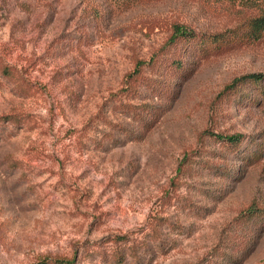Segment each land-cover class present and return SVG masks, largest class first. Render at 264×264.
<instances>
[{
  "label": "rangeland",
  "instance_id": "374dc122",
  "mask_svg": "<svg viewBox=\"0 0 264 264\" xmlns=\"http://www.w3.org/2000/svg\"><path fill=\"white\" fill-rule=\"evenodd\" d=\"M260 17L259 1L0 0L18 77L0 76V117L20 119L0 120V264H118L121 236V264H264V220L240 216L264 210V101L225 90L264 73V29L245 35ZM176 25L244 33L177 76ZM212 134L244 137L234 153Z\"/></svg>",
  "mask_w": 264,
  "mask_h": 264
},
{
  "label": "trees",
  "instance_id": "16d2710c",
  "mask_svg": "<svg viewBox=\"0 0 264 264\" xmlns=\"http://www.w3.org/2000/svg\"><path fill=\"white\" fill-rule=\"evenodd\" d=\"M225 1V0H220ZM230 1H245L249 3L253 2H263L264 0H230ZM246 30L247 38L250 36L257 37L259 31L264 29V17L255 18L248 25ZM244 26H238L232 30L223 31L220 33H202L195 30H191L179 25L173 27V30L166 42L164 43L162 50L166 48H173L172 51V61L170 65V71L172 75L180 76L183 72L189 73L191 70L185 69L183 67V57H203L213 53H219L226 49L230 44L237 43L240 39V35H243ZM143 64L140 62L138 65ZM139 67L137 66L136 69ZM135 72V71H134ZM183 73V76H184ZM170 75V76H172ZM0 76L10 80L17 81V75L10 66L0 64ZM182 76V77H183ZM165 87V86H163ZM253 90V95H259L258 98L255 96H249L248 94L241 93V91H246V89ZM163 89V88H162ZM225 90H230L232 95H238L239 97L249 98V103L252 104H261L264 101V73H248L241 75L237 78H234L233 81L225 87ZM163 91V90H162ZM0 120L11 121L12 123H19L20 119L17 116H1ZM217 139L224 141L225 145L229 148L230 151L237 153V149L241 144V141L244 136L242 135H232V136H221L214 135ZM257 150L264 151L263 144H256ZM253 151L247 155L249 156L248 161L256 160L261 155L262 152ZM248 216V218H257L256 220H264V210L259 208L249 209L247 212L242 213L240 216ZM246 218V219H248ZM117 245H123L121 250H113L109 256L110 259H113L116 263L121 264L124 256L122 251H126V241L124 237L116 238L115 240ZM235 249L241 247L245 244V240L235 239ZM139 249V245L136 242L132 245L131 253L135 254V251ZM35 264H74L73 259H64V258H45L41 261L36 262Z\"/></svg>",
  "mask_w": 264,
  "mask_h": 264
}]
</instances>
